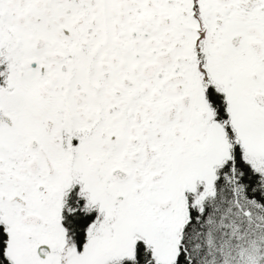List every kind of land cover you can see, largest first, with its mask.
Instances as JSON below:
<instances>
[{"label":"snow or ice","instance_id":"1","mask_svg":"<svg viewBox=\"0 0 264 264\" xmlns=\"http://www.w3.org/2000/svg\"><path fill=\"white\" fill-rule=\"evenodd\" d=\"M0 264H264V0H0Z\"/></svg>","mask_w":264,"mask_h":264}]
</instances>
